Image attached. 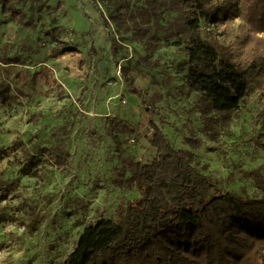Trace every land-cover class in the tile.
<instances>
[{
    "label": "rangeland",
    "instance_id": "374dc122",
    "mask_svg": "<svg viewBox=\"0 0 264 264\" xmlns=\"http://www.w3.org/2000/svg\"><path fill=\"white\" fill-rule=\"evenodd\" d=\"M14 8L20 13L0 9V53L14 61L0 77L10 87L0 102V148L18 145L0 161V178L17 186L6 197L0 191V208L24 223L27 211L44 220L32 233L1 223L0 264H65L88 224L117 220L136 196L124 183L127 161L155 156L150 112L168 142L188 151L194 168L223 192L260 195L241 172L264 171L261 92L226 114L210 138L197 96L184 85V51L163 39L157 49L146 44V33L163 38L164 22L178 20L177 12L155 0H25ZM239 23L217 22L201 33L226 45ZM53 48L68 51L52 56ZM24 149L44 167L37 178L11 162Z\"/></svg>",
    "mask_w": 264,
    "mask_h": 264
},
{
    "label": "trees",
    "instance_id": "16d2710c",
    "mask_svg": "<svg viewBox=\"0 0 264 264\" xmlns=\"http://www.w3.org/2000/svg\"><path fill=\"white\" fill-rule=\"evenodd\" d=\"M23 1L0 0L1 12L16 15L20 11L14 5ZM155 1L163 9L177 12L178 20L164 22L163 38L146 33V44L157 49L163 39L184 51V85L197 96L195 107L203 131L216 138L224 116L256 90L261 92L259 119L264 129V0ZM110 15L115 20V12ZM151 15L147 14L150 23L158 24ZM235 19L240 23L226 45L201 33L204 27ZM67 51L53 48L51 55ZM13 63L0 53V77ZM9 88L0 82L1 103ZM149 116L152 134L148 143L155 156L146 164L126 163L124 183L134 187L136 196L121 207L117 220L88 224L65 264H264V171L241 172L242 179L253 182L258 197L223 192L194 168L188 151L168 142L151 112ZM17 145L1 147L0 161L9 158ZM11 162L20 165V173L27 177L37 178L44 171L40 160L27 149ZM16 186L17 181L0 178L3 196ZM27 213L29 220L24 223L20 215L0 208V224L18 223L36 232L43 216Z\"/></svg>",
    "mask_w": 264,
    "mask_h": 264
}]
</instances>
